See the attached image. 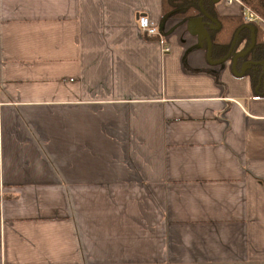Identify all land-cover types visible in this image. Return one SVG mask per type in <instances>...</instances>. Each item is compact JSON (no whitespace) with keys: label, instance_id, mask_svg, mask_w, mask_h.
<instances>
[{"label":"crops","instance_id":"0c3cea01","mask_svg":"<svg viewBox=\"0 0 264 264\" xmlns=\"http://www.w3.org/2000/svg\"><path fill=\"white\" fill-rule=\"evenodd\" d=\"M208 35L167 0H0V264H264V71Z\"/></svg>","mask_w":264,"mask_h":264},{"label":"trees","instance_id":"16d2710c","mask_svg":"<svg viewBox=\"0 0 264 264\" xmlns=\"http://www.w3.org/2000/svg\"><path fill=\"white\" fill-rule=\"evenodd\" d=\"M254 13L264 18V0H241ZM167 12L171 16H200L205 26L207 36L210 34V55H215L216 50L227 54L236 37L234 50L241 40L247 42V46L240 52L235 53V63H247L250 69H255L256 73L264 71V40L262 31L254 21H247L243 16L223 18L220 23L215 21L216 13L213 0H167ZM217 19V18H216ZM219 24L218 27L215 25ZM233 53V52H232ZM220 55V56H223ZM244 72V73H245ZM263 74V73H262Z\"/></svg>","mask_w":264,"mask_h":264},{"label":"built area","instance_id":"2783aa9c","mask_svg":"<svg viewBox=\"0 0 264 264\" xmlns=\"http://www.w3.org/2000/svg\"><path fill=\"white\" fill-rule=\"evenodd\" d=\"M244 19L247 21H252L254 18L252 14H246L244 16ZM137 20L140 31L146 36H157L159 34L157 27L150 21L149 17L146 14H139Z\"/></svg>","mask_w":264,"mask_h":264},{"label":"water","instance_id":"95a60500","mask_svg":"<svg viewBox=\"0 0 264 264\" xmlns=\"http://www.w3.org/2000/svg\"><path fill=\"white\" fill-rule=\"evenodd\" d=\"M207 39H208V36H207ZM235 42H236V37H235V38H234V40H233V43H232V46H231V48H233V46H234Z\"/></svg>","mask_w":264,"mask_h":264}]
</instances>
